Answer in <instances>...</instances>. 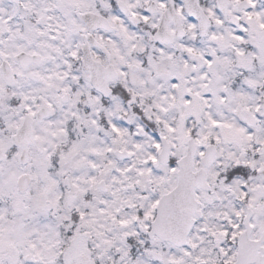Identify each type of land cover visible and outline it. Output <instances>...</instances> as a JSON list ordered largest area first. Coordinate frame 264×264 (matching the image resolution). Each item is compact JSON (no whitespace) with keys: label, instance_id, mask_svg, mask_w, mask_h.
I'll return each instance as SVG.
<instances>
[{"label":"snow or ice","instance_id":"snow-or-ice-1","mask_svg":"<svg viewBox=\"0 0 264 264\" xmlns=\"http://www.w3.org/2000/svg\"><path fill=\"white\" fill-rule=\"evenodd\" d=\"M0 264H264V0H0Z\"/></svg>","mask_w":264,"mask_h":264}]
</instances>
